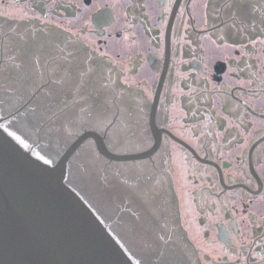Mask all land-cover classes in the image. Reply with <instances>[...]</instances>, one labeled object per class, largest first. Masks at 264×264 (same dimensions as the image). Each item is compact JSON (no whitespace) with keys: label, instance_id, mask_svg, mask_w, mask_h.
<instances>
[{"label":"flooded vegetation","instance_id":"obj_1","mask_svg":"<svg viewBox=\"0 0 264 264\" xmlns=\"http://www.w3.org/2000/svg\"><path fill=\"white\" fill-rule=\"evenodd\" d=\"M25 37L49 41L43 64L66 73L44 80V91L36 69L42 80L18 111L38 98L58 110L48 121L53 129L74 117L82 128L101 101H92L99 86L112 109L105 129L119 121L125 99L144 140L152 139L133 149L151 152L129 161H146L156 173L147 175V206L133 213L135 230L112 225L124 242L134 234L135 264H264V0H0V42L12 47ZM33 41L23 39L22 47ZM13 91L23 93L0 95ZM94 130L113 151L105 130ZM56 138L43 136L41 147L61 146ZM173 150L181 154V194L173 192L169 170V182L160 179ZM69 170L67 185L83 201L71 164ZM179 195L187 197L184 207ZM153 203L169 211L168 221Z\"/></svg>","mask_w":264,"mask_h":264},{"label":"water","instance_id":"obj_2","mask_svg":"<svg viewBox=\"0 0 264 264\" xmlns=\"http://www.w3.org/2000/svg\"><path fill=\"white\" fill-rule=\"evenodd\" d=\"M23 39L34 41L31 45L28 44V47H22L27 45L22 43ZM23 39L15 40L12 47L8 40L0 42L2 93L17 88L23 89V93L18 96L17 91L9 92L3 97L0 95V116L5 117L0 124V264H135L131 251L133 243H137L133 240L134 234L127 243L128 247L114 232L107 235L99 225L93 223L82 201H79L63 183L64 164L74 147L89 134H82L73 146L57 160L56 158L75 138L82 123L75 117L68 122L63 119L58 129H53L55 121L50 123L48 121L54 116V110H58H46L37 101L38 98L32 99L34 105L31 107L23 108V111L15 110L21 99H24V95L28 99L32 90L39 85V80H42L36 69L42 71L43 80L40 84L44 91L47 89V86L43 88L44 80L46 82L50 79L57 80L66 73L57 65L55 68L54 66L47 68L43 64L48 52L53 50L48 46L49 41L41 37ZM31 51L34 56L31 55ZM35 59L38 62H35ZM13 61L15 62L12 66L13 71L7 70ZM24 74H27L28 78L24 77ZM96 89L101 92V96L100 92L94 91L92 101H101L85 116L84 126L80 130H88L91 127L105 130L112 148L122 153L135 152L133 149L148 143L151 145L152 139L148 137L144 140L138 130L135 106L128 104L125 99L118 111L119 121H114L107 130L105 129L110 121L112 109L106 108L102 102L103 88L97 86ZM108 94L106 92L105 96ZM8 112L9 114H6ZM18 115L20 116L17 118ZM127 127L130 130H125ZM70 132L76 135L71 137L68 135ZM9 133L15 138L38 141H42L43 136L49 138L56 135L54 141L62 143L61 146L57 143L46 144L47 148L41 147L42 142L37 145V151L48 161L45 162L34 152L36 149L32 151L28 146L23 147ZM90 134L96 137L100 151L111 159L131 157L106 152L98 135ZM84 143L71 159V170L75 176L73 181L90 197L92 203L94 201L97 209H94V215L104 228L110 225L121 227L122 224L134 229L136 224L133 213H139L140 209L147 206L142 195L144 191H149L151 178L147 175H154L155 172L146 168L145 165L148 164H142L146 161L137 164L133 162L104 164L107 159L96 152L94 141L87 139ZM72 165L76 166L73 168ZM162 167L160 179L164 182L165 178L168 183L169 173L163 163ZM169 187L171 188V184ZM173 192L176 193L174 184ZM91 202H88V206H93ZM153 204L158 206L156 211L160 215L163 214V222L166 216L168 221L169 211L163 210L160 207L161 203ZM153 215L155 214L147 216L155 219L156 215Z\"/></svg>","mask_w":264,"mask_h":264},{"label":"rangeland","instance_id":"obj_3","mask_svg":"<svg viewBox=\"0 0 264 264\" xmlns=\"http://www.w3.org/2000/svg\"><path fill=\"white\" fill-rule=\"evenodd\" d=\"M9 12H11V11L9 10ZM168 148H170V147H168ZM166 156L167 157L163 159V165L165 166L167 172L169 170V173L172 175V180H173L175 192L176 193L180 192V194H181V188H183L181 180H184L182 163H181V159H180L181 154L179 152H175L173 150L172 154L169 153ZM167 160H168V163H167ZM185 201H187V197H184L182 199V196L179 195V202L181 203L182 207L185 206ZM193 237L195 240H197V236L194 233H193Z\"/></svg>","mask_w":264,"mask_h":264}]
</instances>
